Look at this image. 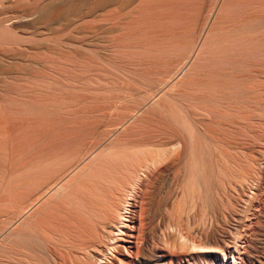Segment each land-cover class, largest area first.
<instances>
[{"label": "rangeland", "instance_id": "374dc122", "mask_svg": "<svg viewBox=\"0 0 264 264\" xmlns=\"http://www.w3.org/2000/svg\"><path fill=\"white\" fill-rule=\"evenodd\" d=\"M73 1L33 7L0 0V264H91L86 250L103 248L96 264H109L119 235L105 246L104 223L118 215L117 206L109 210L107 186L133 152L138 157L130 161L143 170L130 181L134 188L127 186L137 221L147 205L152 225H159L170 210V191L189 186L195 191L184 213L190 222L215 224L236 236L245 231L261 250L254 254L262 256L264 55L244 54L222 67L215 61L179 67L191 40L208 30L211 13L205 10L214 0L105 3L97 9L92 0ZM15 11L32 15L14 18ZM222 75L263 89L235 98L210 82ZM178 140L187 142L186 150ZM200 161L217 182L209 198L197 190L193 166ZM240 176L250 184L246 194L233 186ZM50 183L55 186L37 201Z\"/></svg>", "mask_w": 264, "mask_h": 264}, {"label": "bare ground", "instance_id": "6f19581e", "mask_svg": "<svg viewBox=\"0 0 264 264\" xmlns=\"http://www.w3.org/2000/svg\"><path fill=\"white\" fill-rule=\"evenodd\" d=\"M59 1L64 2V0H7V4L18 5L21 3V4H26V5H33V7H35V5L40 6L42 4H45V5L54 4V3L56 4L57 2H58L57 4H59ZM78 1L77 2L79 4H77V5L79 6L80 3H82V1L81 2H80V0H78ZM85 1H88V0H85ZM138 1H139L138 4L141 3V5H143L142 3H145V2L150 1V0H95V1L92 0V3H89V4L92 5L94 3V5H95L94 7L97 9V7H98L97 5H105V3H107V5H108V3H113V5L114 4L119 5L122 3L121 4L122 7H124L125 5L128 7V6H133V5H127V4H134ZM180 1L178 0L179 3H180ZM65 2H68V0L67 1L65 0ZM73 2H75V0ZM124 2L127 4H125ZM185 2L188 5V4H190L191 0H187ZM70 3H72V0H70ZM159 3L162 4L161 2H159ZM194 3H195V1H194ZM73 4L76 5V2L72 3V5ZM123 4H125V5H123ZM67 5H68V3H67ZM87 5H88V2H87ZM82 6L84 9L85 4H82ZM110 6H112V5H110ZM181 6H183V5H181ZM116 7H118V6H116ZM91 8H92V6H91ZM162 8H164V7H162ZM90 9H88V10H90ZM99 9H101L100 6H99ZM85 10H87V9H85ZM85 10H84V12H85ZM141 10H138V13L141 12ZM159 10H160V8H159ZM132 11L135 12L136 10L134 9ZM163 11H164V9H163ZM205 11L206 12L210 11V13H211L209 17L206 16V17H208L206 20L210 21V19H211L208 30L206 28L207 31L205 33V30H203L204 28L201 30L199 28L200 31L203 30L204 32H201V34H199V35L198 34L195 35L194 39L191 40V42L189 44V47H190L189 54L186 56L184 62L181 63V65L179 67H185L186 65L190 66V68L191 67H193V68H195V67H207V66H209V64H211V61L212 62L215 61V65L216 64L218 65V66L216 65V67H219V66L222 67V65H224V64L230 65V64L234 63L235 61H237V58L239 56L241 57L244 54H247V55L250 54V55H255V56L261 55V54L264 55V0H214V3L212 4L211 8L207 7ZM15 12H17V11H15ZM88 12H85V13L89 14L90 12L89 13ZM154 12H155V10H154ZM161 12L162 11H160V13ZM27 13H29V14H27ZM141 13H139V14H141ZM144 13H146V11ZM30 14H31V12H29V11L28 12L27 11L26 12H17L14 14L13 17L14 18H25L27 15H30ZM176 14H178V13H176ZM208 14H209V12H208ZM116 15H118V14H116ZM107 17H110V16H108V13H107ZM203 17H205V16H203ZM156 21H158V20H156ZM207 24H209V22L204 24L205 27H207L206 26ZM199 30H195V31H199ZM202 33H203V35H202ZM135 34H137V33H135ZM143 52H145V51H143ZM204 56H206L208 58L206 59ZM203 59H204V61H203ZM208 60H209V62H207ZM212 64H211V66H212ZM225 67H226V65H225ZM228 67H230V66H228ZM191 70H192V68H191ZM223 77H224V75H222V78H220V79H217V80L215 79L216 81L214 80V78H212L213 81H210V82H212V85L216 86V88L217 87L224 88L225 93H228V95L230 94L233 97L235 96V98L238 94H241V93L251 94L255 90L257 91L258 89H263V86L262 87L258 86L259 88H257L256 86L248 85V84H247L248 86L247 85L244 86V85L239 84L240 82L238 83V81L237 82H236V80L234 81V78L229 79V78H223ZM226 77H228V76L226 75ZM248 97H249V95H248ZM3 130H4V124L2 122H0V132ZM178 143L181 145V148H183V149L186 148L187 142H183V141L178 140ZM198 144H200V143L198 142L197 145ZM198 146H196V147H198ZM183 149H182V151H184ZM199 150H198L199 151L198 153H200L202 155L201 149H199ZM135 153L136 152H133L134 155H135ZM130 154H132V153L129 152L128 154H126V155H128L127 157H129ZM133 154H132V157L130 156L132 160H133V158L135 159L138 157V153H137V156L135 155L134 157H133ZM146 155H147V153H145L144 156H146ZM198 156H200V155H198ZM198 158L199 157H197V160H201V158H199V159ZM202 158H203V155H202ZM122 159H123V157H122ZM131 159H129V160L123 159V161L121 160L122 163L120 164L119 168L113 172V176L111 175V178H110L111 181H110V183H108L109 186H107V188L109 189L108 191L111 192V194L109 193L111 196L110 195L108 196V197H111L109 200L110 201L109 210L114 209L113 207L117 206L118 211L116 209L115 210H116L118 215H117V217L116 216H114V217L110 216L109 221L106 220L107 222L104 223V232L102 235L104 236V238L106 240V242L104 243L105 246L108 245L107 243H109L110 238H112L114 236V234L119 235L118 236L119 239H116V242L118 244H115L116 246L118 245L117 246L118 252L116 254H114V256H112V258L110 257L111 260L109 259V264H264V254L262 256L259 255V253L254 254V252H260L261 253V250L258 251L259 245L257 246L255 244V241H253L254 237L252 238L251 235L249 236L248 235L249 233L247 234V233H244L245 231H243L242 234H238V236H236L235 233L233 235L229 232L232 235V236H229V233H226V231H224L223 229L215 226V224L210 226V227H208V226L206 227V225L205 226L198 225L199 224L198 222H197L198 224H196V222H194V219L191 220L192 222H190V219L188 220V218L186 217L188 213L187 214H184V213H186L185 211H187L188 204L190 205V203L192 202V199L194 198V192H195V191H191L190 189H188L189 186H183V188H182L183 190L181 189L182 191L179 190V186L177 189H175V190L172 189V191H170V193L167 197V203H168V206L170 207L169 208L170 210H169L168 214L166 213V214L160 215L161 219H160L159 225H157V224L152 225L153 224V219H152L153 218V209L152 208L147 209V205H145L146 207L141 206L142 208H140L139 211H141V209H142L141 212L143 213L144 216L141 215L142 219L141 220L139 219L140 221H137V218L134 216V215H136V214H134V210H135L133 208L134 205H133V203H131V200L128 201L129 198L131 199V197H129V194L131 191H129L130 189H128V188L129 187L134 188V185H132L130 183L133 182L134 179L136 178V176L139 175L141 173V171H143V170H141L142 168H139L140 173L138 174L139 170L137 168L139 166L137 168H135V167L137 166V163H139V162H136L135 163L136 166L134 165L135 166L134 167L133 166L134 162L132 161L133 162L132 163L130 161ZM143 159H145V158H143ZM147 159H149V158H147ZM128 161H130L131 163ZM134 161H137V160H134ZM144 161L145 160H143L141 162H142V164L144 163L146 165V162H148V160L145 162ZM162 167H164V166H162ZM171 167H170V169H171ZM193 167H195L196 173H197L198 178H199L198 182L200 183L197 190L200 192L202 191V194L203 195L205 194L204 196H206V198H209L211 195V191L213 192V189L217 188V182L215 181V179L213 178V175H212V172L214 170L211 171L210 170L211 167L209 168L208 163L205 161L197 162ZM132 168H134V169H132ZM137 170H138V172H137ZM150 170H152V169H150ZM160 171H161V169H160ZM162 171L165 173H168V168H166V169L162 168ZM255 171H256V169H255ZM150 173H151V171H150ZM156 173H158V172H156ZM240 174L242 175V173H240ZM246 174H245V176H246ZM241 177L242 176H240V181L238 180L239 182L233 183V186L236 188V190L239 189L242 192H245V194H246V190L249 189L248 185H250V184L248 183V185H247V183L245 182L246 179L241 180ZM244 177H242V178H244ZM252 178H253V176H252ZM48 180L49 179H47V181ZM53 180H55V178H53ZM53 180L51 182H54ZM108 182H109V180H108ZM152 182H153V180H152ZM172 182H174V181H172ZM46 183L48 184L49 182H46ZM143 183H142V185H143ZM128 185H131V186L127 187ZM142 185H140V186H142ZM257 185H258V183L255 186H257ZM54 186L55 185L53 183H50V185H47L44 189L41 186L42 187L41 189L43 191H40L41 192L40 194L38 193L39 195L37 196L36 200L39 201L38 197L41 196V194L43 195L44 192L46 193L47 190H51ZM124 187H127V189H128L127 192H126V189ZM249 187H251V186H249ZM155 189L156 188H152V192H154ZM229 189H231V188H229ZM139 191H141V190H139ZM147 191H148V189H147ZM154 193H157V192H154ZM136 195H138V194H136ZM145 195L147 196L146 193H145ZM166 195H167V193H166ZM166 195H165V197H166ZM131 196H132V194H131ZM147 197L149 198L150 196L148 195ZM165 197H164V199H166ZM225 197H226V195H225ZM247 198H249V197H247ZM36 200H35V203L37 202ZM133 200H135V199L133 198ZM147 200H149V199H147ZM143 201H144V199H143ZM212 201L214 203V200H212ZM150 203H151V201H150ZM213 203H211V204H213ZM103 206H105V205H103ZM136 206H138V204ZM194 208H195V206H194ZM238 208H240V207H238ZM189 209H190V206H189ZM99 210H100V208H99ZM107 210H108V208H107ZM193 210L194 209L192 208V211ZM220 210H222V209H220ZM219 212H221V211H219ZM205 213H206V211H205ZM111 215H113V214H111ZM190 215H191V213H190ZM214 215H216V214L214 213ZM262 215L264 218V213H262ZM262 215L259 214V216H262ZM193 216H196V215H193ZM103 217H104V215H103ZM201 217H203V216H201ZM217 217H218V215H217ZM220 219H222V218H220ZM241 219H242V217H241ZM254 221H255V219H254ZM155 223H156V221H155ZM210 223H211V221H210ZM200 224H203V223H200ZM245 226L246 227H252L250 225V223H246ZM260 229H261V227H260ZM260 229H258V230H260ZM116 230H117V233H116ZM253 230H254V227H253ZM258 230L256 229V233ZM253 232H255V231H252V232L250 231V233H253ZM232 233H233V231H232ZM236 234H237V232H236ZM255 234L253 233V235H255ZM260 234H261V232H260ZM96 237H97V235H96ZM171 237L174 240L171 239ZM256 237H258V235ZM169 238L172 241H170ZM113 239H115V238H113ZM163 239H164V241H163ZM105 240H103V241H105ZM96 242H99V241H96ZM120 242H124V244H122V243L120 244ZM260 245H262V244H260ZM263 245L261 246V248L264 249ZM103 247H104V245H103ZM96 248H97V246H96ZM86 251H88V252L85 253L86 254L85 262L88 260L87 261L88 263L91 261L90 262L91 264H96V261L99 259L101 252L104 251V248L101 249L100 251L94 250V249H87ZM75 262H77V261H75ZM105 262H107V261L105 260Z\"/></svg>", "mask_w": 264, "mask_h": 264}]
</instances>
